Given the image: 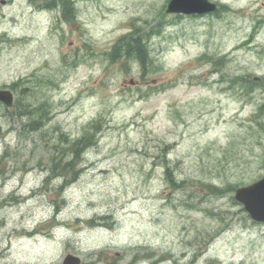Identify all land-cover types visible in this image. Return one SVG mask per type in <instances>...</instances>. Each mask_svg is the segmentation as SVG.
Instances as JSON below:
<instances>
[{"label":"rangeland","instance_id":"374dc122","mask_svg":"<svg viewBox=\"0 0 264 264\" xmlns=\"http://www.w3.org/2000/svg\"><path fill=\"white\" fill-rule=\"evenodd\" d=\"M212 1L223 11L72 0L64 18L0 0V89L15 95L0 102V264H264V222L235 198L264 177V0ZM131 32L148 69L110 54ZM85 135L63 189L55 158Z\"/></svg>","mask_w":264,"mask_h":264},{"label":"trees","instance_id":"16d2710c","mask_svg":"<svg viewBox=\"0 0 264 264\" xmlns=\"http://www.w3.org/2000/svg\"><path fill=\"white\" fill-rule=\"evenodd\" d=\"M58 2H54L53 5H56ZM71 2L69 0H65L63 2V12L65 17L74 16L75 9L72 6H69ZM113 51L110 52L111 56L121 57L126 56L127 58L135 57L141 66L144 69H148L152 65V61L150 60V54L147 45L143 42V38L141 36H136L135 34H130L121 38L114 46ZM123 51V53H122ZM261 110H264V105L260 107ZM47 110L43 108V105H38L36 107H31L30 111L28 110V114H34L37 118L33 119L31 122V126L35 129L42 126L49 121V116L46 115ZM90 127H95L96 123L89 124ZM89 127V128H90ZM67 139V137L65 138ZM95 143V141L90 138L89 136L85 135L79 139H76L67 147V151L70 152L73 156L71 160L64 161L62 159L55 158V174L59 173L58 175L63 177V185L62 188L65 189L74 181H77L80 175V170L77 169V166L83 159L84 153ZM1 161V159H0ZM79 171V173H78ZM70 175H77V176H70ZM168 179L175 185L176 181L174 180L173 176L168 177ZM60 186V187H61ZM216 189H221L217 187Z\"/></svg>","mask_w":264,"mask_h":264},{"label":"water","instance_id":"95a60500","mask_svg":"<svg viewBox=\"0 0 264 264\" xmlns=\"http://www.w3.org/2000/svg\"><path fill=\"white\" fill-rule=\"evenodd\" d=\"M4 2V1H2ZM217 5L210 0H171L168 12L173 13H207L216 10ZM0 100L7 106L14 104V94L9 89H0ZM235 198L244 203L251 217L264 221V178L236 190ZM79 257L68 255L63 264H80Z\"/></svg>","mask_w":264,"mask_h":264}]
</instances>
